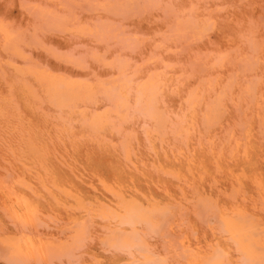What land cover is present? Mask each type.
<instances>
[{
    "label": "rangeland",
    "instance_id": "obj_1",
    "mask_svg": "<svg viewBox=\"0 0 264 264\" xmlns=\"http://www.w3.org/2000/svg\"><path fill=\"white\" fill-rule=\"evenodd\" d=\"M210 258L264 264V0H0V264Z\"/></svg>",
    "mask_w": 264,
    "mask_h": 264
},
{
    "label": "bare ground",
    "instance_id": "obj_2",
    "mask_svg": "<svg viewBox=\"0 0 264 264\" xmlns=\"http://www.w3.org/2000/svg\"><path fill=\"white\" fill-rule=\"evenodd\" d=\"M54 82H55V81H54ZM54 82H53V86H52L53 89H54V93L51 92V91H52V89H51V91H50V92L52 93L51 95H54V97L56 96V97L58 98V99H57L58 101H59V100L62 101V104L65 103V101L68 102V100H71V99H72V100H71L72 102L69 101L68 103L71 102V105H73V102H74L76 99H78V98L76 97V95H78V94H76V92H78V91H77V90H78L77 88L80 87V86H77V87H76V86H74V84L65 83V82H60V81H56V83H54ZM118 85H119V84H118ZM149 85H150V84H149ZM149 85H148V87H149ZM152 85H154V84L151 83V86H152ZM145 87H146V85H145ZM116 88H117V87H116ZM80 89H81V88H79V90H80ZM140 89H141V88H140ZM140 89H139V90H140ZM146 89H147V88H146ZM150 89H151V88H150ZM150 89H148V90H149V93L151 92ZM154 89H155V88H154ZM154 89H153V90H154ZM148 90H147V91H148ZM153 90H152V93L154 92ZM156 90H157V89H156ZM110 91H112V90H110ZM117 91H119V90H117ZM113 92H114V91H113ZM113 92H112V93L110 92V94L113 95V94H114ZM141 92H142V91H141ZM149 93H148V94H149ZM81 94H82V92H81ZM110 94H109V95H110ZM139 94H140V91H139ZM141 94L143 95V93H141ZM144 94H145V93H144ZM150 94H151V93H150ZM79 96H81V95H80V92H79ZM144 96H146V95H144ZM147 96L149 97V95H147ZM151 96H152V94H151ZM56 97L54 98L55 100H56ZM113 97H114V95H113ZM140 97H142V96L140 95ZM140 97H139V98H140ZM121 98H122V97H121ZM121 98H120V99H121ZM152 99H153V97H152ZM52 100H53V99H52ZM57 100H56V101H57ZM138 100H140V99H138ZM142 100L144 101V100H146V99H142ZM142 100H141V101H142ZM60 101H59V102H60ZM149 102H153V100H151V101H149ZM60 103H61V102H60ZM139 103H140V102H139ZM141 103H142V102H141ZM144 104H145V103H143V106H144ZM63 105H64V104H63ZM65 105L70 106V105H68V104H65ZM151 105H153V103H152V104L150 103V106H151ZM61 106H62V105H61ZM147 107H148V106H147ZM153 107H154V106L149 107V109L152 108V109H150L151 114H154V115L156 114V115L158 116V118H160L161 121H163V120H162V116H161V114H160V113H156L157 111L155 112V111L153 110V109H154ZM155 107H156V105H155ZM144 109H145V108H144ZM142 110H143V107H142ZM145 111H146V110H145ZM149 114H150V113H149ZM157 116H156V117H157ZM100 120H101V119H100ZM159 124H160V122H159ZM15 200H16V199H15ZM13 203H14V202H13ZM126 208H128V207H126ZM129 208H130V207H129ZM131 208H132V206H131ZM131 208H130V210H131ZM136 209H137V208H136ZM136 209L134 208V209H132L131 211L136 210ZM13 211H14V210H13ZM128 212H130V211H127V213H128ZM134 212H135V211H134ZM134 212H133V213H134ZM127 213H126V214H127ZM131 213H132V212H131ZM139 213H140V215H142V213H143V217H144V212H139ZM27 214H28V213H27ZM134 214H135V213H134ZM137 214H138V211H137ZM137 214H136V215H137ZM32 215H33V214H32ZM124 215H125V214H124ZM129 215H130L129 219H130V218L133 219V216H134V215H132V217H131V214H130V213H129ZM140 215H139V216H140ZM120 216H121V215H120ZM125 216H127V215H125ZM125 216H124V217H125ZM146 216H147V215H146ZM140 217H141V216H140ZM125 218H126V217H125ZM125 218H124V219H125ZM144 218H145V217H144ZM148 218H149V217H147V219H148ZM129 219L126 218V221H128ZM147 219H146V220H147ZM138 220H139V219H138ZM142 220L145 221L144 219H142ZM142 220H141V221H142ZM226 220H227V219H226ZM126 221H125V222H126ZM131 221L133 222V220H131ZM131 221H130V223H132ZM134 221H135V222H133V224H134V223H137L136 219H134ZM126 223H128V222H126ZM224 227H225V225H224ZM226 228H227V230L234 232L235 237L237 238V242L240 243V244L244 247V249L247 251V253H245V254H246L245 256H247V254H249V255L247 256V258H248V260H249V258L251 257V253H252V252H250V250H251V245L249 244V242H247V238H246V236H245V233L242 232L243 234H241V232H240V228H241L240 223H238V222H237V223H236V222H234V223L228 222V223H226ZM225 230H226V229H225ZM227 230H226V231H227ZM135 232H136V231H135ZM227 232H228V231H227ZM134 234H135V233H134ZM135 235H136V236H137V235L139 236L138 233L135 234ZM135 235L132 234V235H129V237L127 236L128 239H127L126 237H123V238L121 237V238L119 239V241L122 239V240L124 241V243L126 242V244H127L128 242H130V243L134 242L133 245H135V247L138 245V246H139V250H140L141 247H142V248H143V246L145 247L146 243H145V245H143V244H144V243H143L144 241H143L141 238H139L140 241L142 240L141 243H139V240H138V242H137L138 244L135 243V242H136V239H137V237H136ZM130 236H131V237H130ZM132 236H135L134 239H132ZM242 236H243V237H242ZM139 237H140V236H139ZM235 237H234V239H235ZM46 238H47V237H46ZM129 238H131V239H129ZM245 238H246V239H245ZM21 240H22V239H21ZM32 240H33V239H32ZM28 241H29V240H28ZM34 241H35V240H34ZM32 242H33V241H32ZM27 243H28V242H27ZM34 243H35V242H34ZM116 243H117V241H116ZM121 243H122V242H121ZM130 243H128L127 246H130V245H129ZM36 244H37V243H36ZM118 244H119V243H118ZM28 245H29V244H28ZM39 245H40V244H39ZM121 245H123V244H121ZM187 245H188V244H187ZM253 245H254V244H253ZM123 246H124V245H123ZM138 246H137V247H138ZM146 247H147V246H146ZM239 247H240V245H239ZM142 248H141V251L146 250V249H143V250H142ZM30 249H31V248H30ZM40 249H41V248H40ZM34 250H35V249H34ZM147 250H148V249H147ZM243 251H244V250H243ZM252 251H253V250H252ZM146 252H147V251H146ZM244 252H245V251H244ZM31 253H32V252H31ZM199 253H200V252H199ZM219 253H222V251L220 252V250H219ZM253 254H254V253H253ZM146 255H147V254H146ZM255 255H256V254H255ZM224 256H226V255H224ZM252 256H253V255H252ZM215 257H216V256H215ZM219 257H220V256H219ZM147 258H148V257H147ZM159 259H160V258H159ZM210 259H211V258H210ZM216 259H217V258H215V259H211L210 262L208 261L209 264H217V262L219 263L220 260H216ZM153 260H155V259H153ZM153 260H152V261H151V260L149 261V259H148L149 262L146 261V264H151V263H153ZM157 260H158V259H157ZM251 260H252V259H251ZM155 261H156V260H155ZM155 261H154V262H155ZM144 262H145V261H144ZM160 262H162V261H160ZM160 262H158V264H159ZM244 262H245V261H244ZM220 263H221V262H220ZM245 263H246V262H245ZM139 264H141V263H139ZM143 264H145V263H143ZM160 264H161V263H160ZM248 264H251V263L248 262Z\"/></svg>",
    "mask_w": 264,
    "mask_h": 264
}]
</instances>
